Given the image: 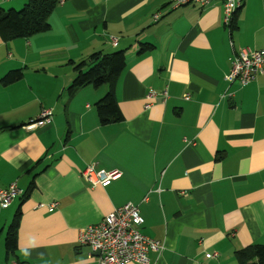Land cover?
Masks as SVG:
<instances>
[{
  "label": "crops",
  "instance_id": "1",
  "mask_svg": "<svg viewBox=\"0 0 264 264\" xmlns=\"http://www.w3.org/2000/svg\"><path fill=\"white\" fill-rule=\"evenodd\" d=\"M170 2L57 0L47 31L0 37V186L21 191L0 207V264H97L78 230L127 202L162 246L149 264H238L237 250L264 245V73L243 86L225 80L239 49L264 46V0H243L231 27L220 0ZM118 50L122 119L102 123L95 103L108 85L67 88L74 63ZM14 70L20 78L4 83ZM148 90L157 95L146 108ZM43 110L50 121L27 128ZM90 165L121 174L94 186L82 175Z\"/></svg>",
  "mask_w": 264,
  "mask_h": 264
},
{
  "label": "built area",
  "instance_id": "2",
  "mask_svg": "<svg viewBox=\"0 0 264 264\" xmlns=\"http://www.w3.org/2000/svg\"><path fill=\"white\" fill-rule=\"evenodd\" d=\"M216 0H171L170 8L175 9L186 4H194L206 7ZM223 4V23L230 27L236 10L241 6L243 0H220ZM156 19L159 15L154 14ZM115 40L112 41L114 43ZM115 44V43H114ZM264 73V46L260 49L243 47L239 49L230 59V69L225 75V80L237 82L243 86L255 79L258 74ZM164 99L166 92H163ZM157 95L155 90H148L145 95L149 108L152 100ZM51 110H43L36 120L27 124V128L49 122ZM121 172L113 170H94L93 166H87L82 175L92 185H106L120 176ZM21 194L15 182L7 187L0 186V207H7L10 202ZM53 206V204L51 205ZM142 218L138 207L127 202L122 206L114 208L94 225H88L78 230V242L89 246L93 251L98 252L97 264H127L141 263L149 264V253L160 251L161 244L141 231ZM208 254L207 256H214Z\"/></svg>",
  "mask_w": 264,
  "mask_h": 264
},
{
  "label": "trees",
  "instance_id": "3",
  "mask_svg": "<svg viewBox=\"0 0 264 264\" xmlns=\"http://www.w3.org/2000/svg\"><path fill=\"white\" fill-rule=\"evenodd\" d=\"M56 3L57 0H27L19 9L0 7V37L8 41L47 31L49 29L47 17ZM125 66L124 50L111 53L94 52L87 59L73 64L75 76L67 91L72 94L78 88L89 84L96 87L103 84L108 85V91L95 103L97 115L102 123L119 121L122 115L117 106L114 87ZM20 76L21 73L14 70L8 73L2 81L4 83L16 81ZM20 213V209H17L4 236L7 256L14 253L16 249ZM235 256L238 264H264V245L250 244L237 250Z\"/></svg>",
  "mask_w": 264,
  "mask_h": 264
},
{
  "label": "rangeland",
  "instance_id": "4",
  "mask_svg": "<svg viewBox=\"0 0 264 264\" xmlns=\"http://www.w3.org/2000/svg\"><path fill=\"white\" fill-rule=\"evenodd\" d=\"M9 9V8H8Z\"/></svg>",
  "mask_w": 264,
  "mask_h": 264
}]
</instances>
